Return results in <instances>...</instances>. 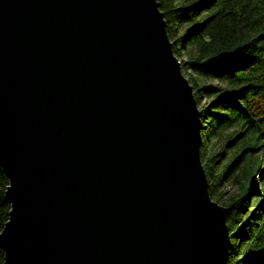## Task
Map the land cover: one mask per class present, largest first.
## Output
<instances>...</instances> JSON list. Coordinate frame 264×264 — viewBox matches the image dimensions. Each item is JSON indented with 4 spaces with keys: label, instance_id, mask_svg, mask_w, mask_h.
<instances>
[{
    "label": "water",
    "instance_id": "water-1",
    "mask_svg": "<svg viewBox=\"0 0 264 264\" xmlns=\"http://www.w3.org/2000/svg\"><path fill=\"white\" fill-rule=\"evenodd\" d=\"M158 0H0L2 264H228V209Z\"/></svg>",
    "mask_w": 264,
    "mask_h": 264
},
{
    "label": "trees",
    "instance_id": "trees-1",
    "mask_svg": "<svg viewBox=\"0 0 264 264\" xmlns=\"http://www.w3.org/2000/svg\"><path fill=\"white\" fill-rule=\"evenodd\" d=\"M158 1L174 52L187 50L186 68L203 81L218 82L193 87L202 109L201 158L210 195L228 209V264H264V173L261 188L253 180L264 161V0ZM201 96L211 99L208 108H201ZM217 143L218 155L226 159L218 177L214 169L221 160L212 159L211 167L207 162ZM225 182L239 187L228 202L217 191ZM8 185L0 164V232L11 209L5 199Z\"/></svg>",
    "mask_w": 264,
    "mask_h": 264
},
{
    "label": "rangeland",
    "instance_id": "rangeland-1",
    "mask_svg": "<svg viewBox=\"0 0 264 264\" xmlns=\"http://www.w3.org/2000/svg\"><path fill=\"white\" fill-rule=\"evenodd\" d=\"M174 29L176 30V27H174ZM181 35V33L179 32V34H177V37H176V39H178V38H180L179 36ZM181 47V46H180ZM186 51L187 50H184L182 47L181 48H179V54H176L177 55V57H178V59L180 60V62L181 63H183V74L185 75V77H187L188 78V80H192V78H194L192 81H193V83L191 84L192 86L193 85H195L196 87L198 86L199 87V85L200 86H202V85H204V84H214V85H216V84H218V82H211V81H209V82H206V81H203L202 79H199L198 77H197V75L190 69V68H186L187 67V65H188V62L190 61L189 60V57H188V55H187V53H186ZM195 78L197 79V80H195ZM190 82V81H189ZM204 83V84H203ZM203 87V86H202ZM193 90H195L194 89V87H193ZM201 100H200V105H201V108L202 107H207L208 108V105L211 103V99L208 97V96H201V98H200ZM202 110V109H201ZM219 147H220V145H219V143H217L216 145H215V150H211L210 152H209V156H208V163L210 164V167H211V162H212V159H218L219 158V160H221V164H219V168H215L214 169V175L216 176V177H218L219 175H220V173H221V170H220V167L222 166V168H223V163H224V161L226 160V159H224V157H220L219 155H218V152L220 153L221 151H220V149H219ZM218 155V156H217ZM224 159V160H223ZM264 161H263V163H261V165H260V167H259V169H258V171H257V173L255 174V177L253 178V180H255L254 182L256 183V185H257V187L258 188H261V185H260V181H259V178H260V176H262L263 175V173H264ZM217 191L218 192H221L223 195H222V199H223V201H225V202H228V200H229V197H232V196H234L238 191H239V187H238V185L237 184H231V183H229V182H225V183H223L222 185H219L218 186V188H217Z\"/></svg>",
    "mask_w": 264,
    "mask_h": 264
},
{
    "label": "bare ground",
    "instance_id": "bare-ground-1",
    "mask_svg": "<svg viewBox=\"0 0 264 264\" xmlns=\"http://www.w3.org/2000/svg\"><path fill=\"white\" fill-rule=\"evenodd\" d=\"M160 8H161V6H160ZM165 14V13H164ZM166 20V19H165Z\"/></svg>",
    "mask_w": 264,
    "mask_h": 264
}]
</instances>
